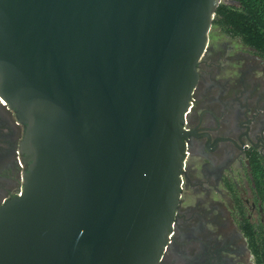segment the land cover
<instances>
[{
  "label": "water",
  "instance_id": "water-1",
  "mask_svg": "<svg viewBox=\"0 0 264 264\" xmlns=\"http://www.w3.org/2000/svg\"><path fill=\"white\" fill-rule=\"evenodd\" d=\"M223 1L0 0V94L28 163L0 264H159Z\"/></svg>",
  "mask_w": 264,
  "mask_h": 264
},
{
  "label": "flooded vegetation",
  "instance_id": "flooded-vegetation-1",
  "mask_svg": "<svg viewBox=\"0 0 264 264\" xmlns=\"http://www.w3.org/2000/svg\"><path fill=\"white\" fill-rule=\"evenodd\" d=\"M185 112L179 203L159 264H258L264 227V58L215 23ZM26 125L0 94V207L23 189Z\"/></svg>",
  "mask_w": 264,
  "mask_h": 264
},
{
  "label": "trees",
  "instance_id": "trees-1",
  "mask_svg": "<svg viewBox=\"0 0 264 264\" xmlns=\"http://www.w3.org/2000/svg\"><path fill=\"white\" fill-rule=\"evenodd\" d=\"M235 1L236 4H228ZM215 23L231 36L240 38L264 58V0H224L216 10ZM259 164L257 184L264 192V167ZM260 234L249 235L258 264H264V227Z\"/></svg>",
  "mask_w": 264,
  "mask_h": 264
}]
</instances>
